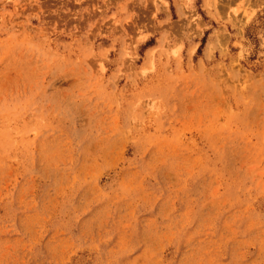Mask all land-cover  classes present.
Returning a JSON list of instances; mask_svg holds the SVG:
<instances>
[{"label": "rangeland", "instance_id": "rangeland-1", "mask_svg": "<svg viewBox=\"0 0 264 264\" xmlns=\"http://www.w3.org/2000/svg\"><path fill=\"white\" fill-rule=\"evenodd\" d=\"M0 264H264V0H0Z\"/></svg>", "mask_w": 264, "mask_h": 264}]
</instances>
